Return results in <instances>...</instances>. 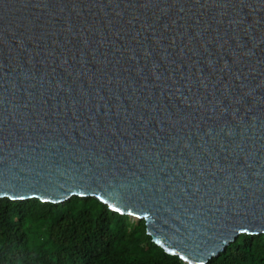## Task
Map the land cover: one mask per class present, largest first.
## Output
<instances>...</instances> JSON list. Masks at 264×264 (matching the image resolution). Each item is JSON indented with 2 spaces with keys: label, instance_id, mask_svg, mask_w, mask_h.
I'll list each match as a JSON object with an SVG mask.
<instances>
[{
  "label": "water",
  "instance_id": "1",
  "mask_svg": "<svg viewBox=\"0 0 264 264\" xmlns=\"http://www.w3.org/2000/svg\"><path fill=\"white\" fill-rule=\"evenodd\" d=\"M72 196L187 264L264 233V0H0V198Z\"/></svg>",
  "mask_w": 264,
  "mask_h": 264
},
{
  "label": "trees",
  "instance_id": "2",
  "mask_svg": "<svg viewBox=\"0 0 264 264\" xmlns=\"http://www.w3.org/2000/svg\"><path fill=\"white\" fill-rule=\"evenodd\" d=\"M0 264H187L146 233L144 220L94 197L59 203L0 198ZM206 264H264V233L240 234Z\"/></svg>",
  "mask_w": 264,
  "mask_h": 264
}]
</instances>
